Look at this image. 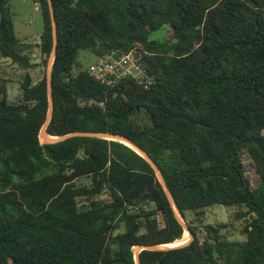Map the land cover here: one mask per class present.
Wrapping results in <instances>:
<instances>
[{
  "label": "trees",
  "instance_id": "16d2710c",
  "mask_svg": "<svg viewBox=\"0 0 264 264\" xmlns=\"http://www.w3.org/2000/svg\"><path fill=\"white\" fill-rule=\"evenodd\" d=\"M38 4L42 73L10 100L0 78V264H135L134 246L179 239L183 227L147 160L118 140L42 142L52 47ZM56 43L45 131L120 134L157 165L193 238L140 249L139 264H264V0H50ZM163 29L157 37L151 35ZM0 0V56L30 67ZM133 50L141 82L104 85L78 66ZM258 176L245 175L243 155ZM237 207L241 239L206 209ZM199 229V230H198Z\"/></svg>",
  "mask_w": 264,
  "mask_h": 264
},
{
  "label": "rangeland",
  "instance_id": "374dc122",
  "mask_svg": "<svg viewBox=\"0 0 264 264\" xmlns=\"http://www.w3.org/2000/svg\"><path fill=\"white\" fill-rule=\"evenodd\" d=\"M7 6L11 15L15 35L21 41L27 43V48L24 52L28 55L30 61V67L23 69L17 64L12 63L10 59L0 56V78L5 80L8 98L10 100H15L18 96L19 83L25 81L26 75H28L31 81H35L42 73V55L38 47L42 21L38 4L34 0H7ZM162 33L163 29H160L154 32L151 36L157 37ZM95 58L96 56L90 50H81L77 60L79 68L87 69ZM131 70L137 72L136 68H132ZM242 161L244 164L245 175L249 180L250 185L255 187L258 182V176L246 154L243 155ZM238 209L239 208L237 207L222 205L210 206L206 209L203 222L211 224L225 223L226 230H223L222 232L225 233L226 237L229 239H241L242 235L239 233V228L242 225V220H236L233 218V212ZM180 238H183L184 242H187L190 239L188 231L183 229ZM164 246L166 245L164 244ZM133 250L136 253L138 247L134 246Z\"/></svg>",
  "mask_w": 264,
  "mask_h": 264
},
{
  "label": "water",
  "instance_id": "95a60500",
  "mask_svg": "<svg viewBox=\"0 0 264 264\" xmlns=\"http://www.w3.org/2000/svg\"><path fill=\"white\" fill-rule=\"evenodd\" d=\"M48 2H49V8H50V12H51L52 47H51L50 55H49L48 62H47V68H46V87H47L48 107H47L45 120H44V122H43V124L39 130V138L42 140V142H54V141L62 140V139L67 138L69 136L86 135V136H94V137H100V138H105V139L118 140V141L124 143L125 145L129 146L130 148H132L135 152H137L139 155L144 157L147 160V162L150 164L151 168L153 169V171H154V173H155V175H156V177H157L168 201L170 202V204L172 205V207L174 208V210L177 213V215H176L177 220L180 222L182 227L186 231H188V233L190 235V239L181 245L187 244L188 242H190L192 240L193 236L189 232L188 228L186 227V224L181 219L178 211L176 210V208L174 206L172 196H171V194L167 188V185L165 183L163 175L161 174L159 168L153 162V160L141 148H139L136 144L131 142L125 136H122L120 134L107 133V132H70V133H66V134H62V135H56V136H51V135H48L46 133L45 126L48 123L50 116H51V112H52V97H51V89H50V67H51V63L53 60V56H54V52H55V43H56L55 22H54V18L52 16V8L50 5V0H48ZM181 245H177V246H181ZM177 246H173V247H177ZM169 248H172V247H166V246H164V244H151V245L138 246V251L140 249L165 250V249H169ZM138 251L134 254L135 264H139V260H138V256H137Z\"/></svg>",
  "mask_w": 264,
  "mask_h": 264
},
{
  "label": "built area",
  "instance_id": "2783aa9c",
  "mask_svg": "<svg viewBox=\"0 0 264 264\" xmlns=\"http://www.w3.org/2000/svg\"><path fill=\"white\" fill-rule=\"evenodd\" d=\"M132 68H136L137 72H133ZM87 72L104 85H112L127 76L141 82L143 77V69L136 64L133 50L119 55L109 53L99 56L90 63Z\"/></svg>",
  "mask_w": 264,
  "mask_h": 264
},
{
  "label": "bare ground",
  "instance_id": "6f19581e",
  "mask_svg": "<svg viewBox=\"0 0 264 264\" xmlns=\"http://www.w3.org/2000/svg\"><path fill=\"white\" fill-rule=\"evenodd\" d=\"M183 242H184L183 238L182 239L180 238V239L174 240V241H172L170 243H166L165 245L168 246V247H173V246L181 245V244H183Z\"/></svg>",
  "mask_w": 264,
  "mask_h": 264
}]
</instances>
